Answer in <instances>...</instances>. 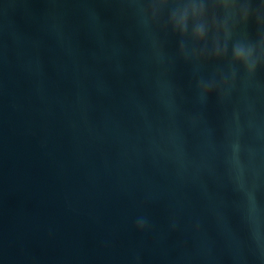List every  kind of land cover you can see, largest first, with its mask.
Returning <instances> with one entry per match:
<instances>
[{"label": "water", "instance_id": "1", "mask_svg": "<svg viewBox=\"0 0 264 264\" xmlns=\"http://www.w3.org/2000/svg\"><path fill=\"white\" fill-rule=\"evenodd\" d=\"M122 9L0 0V264H264V70L202 105Z\"/></svg>", "mask_w": 264, "mask_h": 264}, {"label": "clouds", "instance_id": "2", "mask_svg": "<svg viewBox=\"0 0 264 264\" xmlns=\"http://www.w3.org/2000/svg\"><path fill=\"white\" fill-rule=\"evenodd\" d=\"M149 43L153 62L170 91L178 63L191 69L195 99L206 104L230 96L239 80L264 70V0H120ZM174 51H169V43ZM210 71H205L209 70ZM138 230L150 228L146 217ZM141 264V257H134Z\"/></svg>", "mask_w": 264, "mask_h": 264}]
</instances>
